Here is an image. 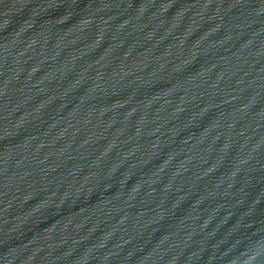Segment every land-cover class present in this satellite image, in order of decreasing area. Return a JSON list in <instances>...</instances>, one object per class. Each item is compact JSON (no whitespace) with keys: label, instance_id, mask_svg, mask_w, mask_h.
Listing matches in <instances>:
<instances>
[{"label":"water","instance_id":"1","mask_svg":"<svg viewBox=\"0 0 264 264\" xmlns=\"http://www.w3.org/2000/svg\"><path fill=\"white\" fill-rule=\"evenodd\" d=\"M0 264H264V0H0Z\"/></svg>","mask_w":264,"mask_h":264}]
</instances>
